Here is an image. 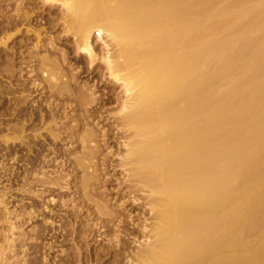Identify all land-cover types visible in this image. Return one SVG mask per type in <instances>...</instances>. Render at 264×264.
Listing matches in <instances>:
<instances>
[{"label": "bare ground", "instance_id": "bare-ground-1", "mask_svg": "<svg viewBox=\"0 0 264 264\" xmlns=\"http://www.w3.org/2000/svg\"><path fill=\"white\" fill-rule=\"evenodd\" d=\"M56 11L59 13L52 16ZM45 12L47 19L43 18ZM56 28L63 35L56 39L71 41L74 55L79 60L85 58L87 71L101 64L99 76L121 89L113 100L106 93L95 98V83L85 84L87 93L82 92L80 102L87 106L86 121L93 117L101 120L111 101L119 107L117 127L122 145L128 149L122 160L134 179L133 188L147 195L149 209L146 222L150 224L141 231L143 243L137 252L127 250L121 241V235L128 233L121 218L111 222L119 235L108 240L107 249H101L102 253L95 249L94 254L84 249L90 253L84 257L83 247H78V263H100L110 256L114 264H264V0H0V55L2 48L24 31L37 39L24 57L28 59L22 67L27 70L28 83L0 89V97L23 90L4 110L17 123L0 124V133H6L0 137V147L5 150L2 158L15 159L18 164L32 159L28 154L19 156L17 149L28 148L31 153L30 135L41 139L42 135H37L40 127L46 125L53 142L73 139L80 129L62 122L72 117L65 111L72 112V102L77 101L71 99L73 92L66 101L56 95L70 85L73 76L64 73L69 72L68 52L56 48L51 37ZM96 33L97 42L104 43L99 55L94 51ZM44 38H49V43ZM28 40L33 39L29 36ZM42 52L55 59L44 56L38 67L31 66ZM2 55L1 63L6 54ZM12 72L11 78L15 76ZM37 93L43 96L39 98ZM5 105L6 101L0 102L1 108ZM29 108L32 111H27ZM89 133L88 147L93 143ZM58 153L51 148L49 155L42 156L44 164H57ZM81 165L86 172L95 169L88 163ZM37 168L25 171L26 184L18 192L44 198L42 188L40 193L31 192L33 186L28 182L32 178L50 189V194L73 188L66 179L60 183L61 176L48 177L44 171L48 166ZM16 171L12 170L11 177L18 179L20 171ZM53 197L51 205L56 203ZM2 199L0 196V204L7 211ZM71 204L77 209L75 197ZM34 208L24 211L26 215L13 211L7 239V252L13 254L19 247L27 262H32L27 257L30 247L20 244L22 234L17 233L20 223L39 217L40 209ZM48 212L61 218L54 210ZM80 212L72 216L73 227L83 215ZM49 219V226H44L46 236L55 230L56 222ZM67 220L58 225L60 233L68 234ZM107 224L94 225L98 232L102 230L99 237L112 226ZM62 235L51 236L54 238L44 244L46 250L56 253ZM72 260L67 262L73 264Z\"/></svg>", "mask_w": 264, "mask_h": 264}, {"label": "rangeland", "instance_id": "rangeland-1", "mask_svg": "<svg viewBox=\"0 0 264 264\" xmlns=\"http://www.w3.org/2000/svg\"><path fill=\"white\" fill-rule=\"evenodd\" d=\"M58 13L59 11H56L52 13V16L55 17ZM43 18L45 19L48 18V15L46 12ZM24 33L15 35L14 38H16V40H14L13 42L9 41L8 45L4 47L5 49L2 48V50H4L3 52L6 55L3 52H2L3 55L1 54L2 56L4 55L5 56L2 59V63L0 62V89L2 87L9 89L14 84L21 85L23 83L24 84L28 83L27 82L28 75H26L27 70L22 68V67H26L25 62L28 61V59L26 58L27 59L26 60L24 57L26 55H29L28 50L33 48V44H36L37 39H35V37H33L32 34L28 35ZM29 36H31L33 40H28ZM61 36L63 35L61 34L60 28H56V30L53 31L51 34V37L55 38L54 45H56V48H58L59 50H65L69 54V63H70L69 66L70 67L69 66L66 67L68 68L69 72L67 71L65 72L62 71V72L67 73V75L69 76L72 74L73 76H70L71 82H70V85L68 83V86H67V88L69 87V89H67L66 86H65V89H62V90L61 88H58V89L56 88V90H59V89L61 90L60 95L59 93L56 94L57 91L55 89L53 91H55V94L58 95L57 97H59L61 100H64V101L68 100L69 97H71L70 92H73L71 94L72 95L71 99H76L78 104L75 102H72L73 104L72 107L74 108V110L72 112L70 111V109H67L65 111L66 113H69V115L72 117H70L69 120L67 119L63 120L62 122H64L65 125H67L66 127H71L72 125V126H78L80 127V129H78V131L74 134L73 139L64 137L62 141L53 142L51 138H48V135H47L48 130L45 129L46 125L40 127L41 129L39 130L40 133L37 131L38 132L37 135L41 134L42 135L41 136L42 138L40 137L41 139L35 140L30 135L31 139L33 140L31 142V147H32L31 153H29L30 151L28 152V148L17 149L19 151V156H22L25 154H28L29 156H31L32 159L29 162H22L23 161L22 160V161H19V164H18L15 161V159L12 160V158L9 159L6 157L2 158L5 154V150H3V148L0 147V153H1L0 154V163H1L0 164V177H1L0 196H3V199H5L4 203L8 205L7 206L8 210L6 211V209H3L4 208L3 205L0 204V264H4L7 260H9L10 262L19 260L20 264H27V263L28 264L29 263L30 264H52L53 261L55 262L59 261V264H69L67 261L70 260L69 262H71L72 260L71 257L72 258L74 257L75 259V260L74 259L72 260L73 264H81V262L78 263L77 261L78 253H79L77 248L83 247L82 248L83 250L84 249L85 250L88 249V251L92 250V254H94L95 249L96 250L98 249L100 253L105 251L107 249L106 248L107 244H109L108 240H114L115 237L119 235L117 234L118 230L116 226L113 225L111 222L116 221V220H121V218L125 222V227L127 228L125 230L128 231V233H126V235L124 233V235L122 234L121 237L120 236L119 237L121 238V241L123 240L122 242L124 243V245L126 243L125 248L127 247V250L135 253L140 249L139 248L140 243H143V239H141L142 237L141 231L143 230V227L145 225L150 224V222H146L147 219L149 218L148 217L149 209L146 206V201L144 197H146L147 195L142 194L140 192H136V189L133 188L135 186V183H133L134 179L131 176L129 177L130 173L129 171L128 172L126 171L128 170V168L124 166L123 160L125 159L124 158L126 155L125 152H127L128 149L123 147L122 140H121L122 133L118 131V127H117L116 120L120 116V115L118 116L119 107L117 106L116 103H114V101H111L110 104H108L107 107L103 109L104 110L102 111L103 117L101 120H99L98 118L94 120L95 118L93 117L94 119L91 118L90 120L86 121L84 118L85 116L84 114H86L85 109L87 108V106L81 104L80 102L82 100L81 97L83 98V94L87 93V90H86L87 88L84 87L85 84L92 86L95 83V85L97 86L95 93H98L95 98H99L104 93L105 96L109 95L111 99L113 100L116 98V94L119 93L121 89L112 87V85H110L107 78L102 79L101 76H99L100 72L103 71L102 68L100 67L101 64L96 63L95 65H98L97 67L94 65V67L90 71H87L85 69V67H87L85 58L79 60L74 55V53L72 52L73 50H72L71 41H66L64 39H61V40L56 39V37H61ZM68 36L71 39L72 36L71 35H68ZM44 40L46 41V43H49L50 41L49 38H47V40L46 38H44ZM103 45H104L103 42L101 41L97 42V33H96L94 37V49H95L94 51L98 55L101 49H103L104 47ZM15 51L20 54H17L15 56L14 54ZM44 56L49 57V54L47 52H42L41 54L37 55L36 60L34 59V61H31V63L29 64H31V66L33 67H38L37 65L41 64V60L45 58ZM50 57H49V60H50ZM51 59L53 60L55 58L51 57ZM64 69L65 68H63L62 70ZM9 71H15V72H12V74H14L15 76L11 78L9 75ZM72 77L73 78L77 77V79L75 78L76 82L75 80L72 82ZM40 83L43 87H46V85L48 86V84L45 82H40ZM47 90H49L48 87L46 88L44 92H48ZM66 90H71V91H68L67 93ZM18 91H20V93H17L18 95L9 94V96L2 95V97H0L1 98L0 102L6 101V105L3 108L0 107V124L14 125L17 123V121L14 122L12 120L13 117L10 114H5L4 110H6L5 108L9 104L8 103L9 100H12L14 96H19L23 92L22 88H19ZM62 91L64 93H61ZM37 95L39 94L37 93ZM42 96L43 94L42 95L40 94L39 98ZM68 103H70V101ZM27 111H32V109L29 108ZM43 111L47 112V108H44ZM84 123L87 125H85ZM37 132H35V134ZM89 132L93 134V138H92L93 143L90 145V147H88L89 139L87 138L88 135L90 134ZM4 134L0 133V137L4 136ZM12 136L14 135H8V138L9 137L12 138ZM104 136L106 137L105 139H104ZM51 148L53 149L55 148L59 152L56 156L57 158L55 157L57 159V164L53 165L52 163H48L47 165H45L43 162L42 156L44 157V155L46 156L49 155V151ZM50 157H52L51 154H50ZM46 161L48 162L49 159H47ZM83 162L84 164L88 163V165L95 168L93 169L94 171L93 170H90V172L84 171L81 165ZM43 165L44 167L48 166V168L44 169L45 172H48L50 174L48 177L55 176V178L57 179L61 176L62 178L60 177L59 179L60 183L64 181L63 179H66L69 183H71V187H73L71 191L66 192L64 190L57 189V191H55L54 194H50V192L48 191L50 189L45 188V186H40L42 183H39V182H37L39 184L38 186L36 182L32 181L33 180L32 178L31 179L32 182L31 181L28 182V183H32L31 185H29L30 187L33 186L31 188V192L36 193L37 191L38 193H40L45 190L44 195H43L45 200L43 197H40V196H39L40 197L39 199V197L35 196L34 194L33 195L30 194L29 197L26 195L28 197L27 198L25 195L18 192L17 189H19L23 184H26V182L24 181L26 178L25 171L27 169H31V172H32L33 170H35L34 169L35 167L39 168L40 166L43 167ZM11 169L17 170L16 172L20 171L18 172L19 173L18 179L11 177L12 176ZM52 171H58L59 174L57 173V174L52 175L51 174ZM34 183L37 185H35ZM17 184H19V186ZM51 196L52 197L54 196L53 198H55V202H56V203H53L52 205L51 203H49ZM74 197H75L76 204H77L76 206L77 209L75 210H73L71 206L72 205L71 198H74ZM61 200L62 202H60ZM31 206L32 208L35 206L36 208L34 209H40L41 212L39 214V217L34 219L35 221L33 220L31 222H27L23 224L20 223L22 231L20 230L21 232L19 231L18 233L17 232L16 233L19 235L22 234V236H20L21 239L19 238V235L17 234L15 237V238L20 239L21 242L23 240V242L20 244H27L30 247V251L28 252L30 254L27 257L30 256L28 260L31 258L30 260L32 262H27L25 259H23L24 255L22 254L21 249L19 247L16 248L13 254H10V252H7L8 250L6 247H7V239L10 237V233H11V230H10V224L12 221L11 219L14 216L15 210H17L16 212L19 214L20 212L24 213V211H26L27 213V211L29 212L32 211ZM45 207L47 210L44 209ZM78 209H80V211L82 210L83 215L79 217L80 221L77 218L78 220L77 225L73 227V222L75 221L73 220V217L75 218V216L73 215H76V214L80 215L81 213ZM49 210H54L53 213H55L56 215H59L61 218L64 217L63 219L65 220L68 219L66 221L67 223H69L68 224L69 228L67 227L68 234H66L65 231L63 233H60L61 230L57 229L58 225L65 223V220H61L62 222H60L61 218H56L55 215L48 212ZM68 214L71 217L73 216L72 219ZM89 214L92 216H90ZM107 214L108 216H106ZM23 215H26V214L24 213ZM50 215L53 216L52 219ZM66 216L68 217L66 218ZM49 218L51 220L54 219V221L56 222L54 225L55 230L50 231L49 235L46 236L47 234L44 231V226L46 225L49 226V223H48ZM12 222H14V219ZM102 222H105L106 224L108 223L107 225H112L110 226L112 228L107 227L106 228L107 233L104 235L102 234V236L99 237V235L102 233V230L99 231L100 232L99 234V232L97 231L98 228H95L94 225L98 223L100 224ZM94 228H95V231H97L96 233L94 230H92ZM73 230L75 233L73 232ZM62 234L63 235L66 234L67 236L65 235L63 236ZM53 235L54 237L59 236V235L63 236V237H60L59 242L56 243L58 244L57 246L58 251L56 253H54L53 251H51L52 252L51 253L47 251L46 248L44 247V244H46L49 240H51V238H54V237H51ZM41 236L42 237L45 236V238H42ZM81 238L82 239L84 238L83 239L84 244L82 243L83 240L81 241ZM85 238H87V240ZM85 240L87 244L85 243ZM54 241L55 239H53V242ZM18 245H19V242H18ZM88 245L90 248H88ZM89 252L87 253L90 254ZM87 253L86 252L84 253V257H86L85 254ZM44 256H47L46 257L48 260L47 263L44 260ZM92 263L93 264H114V259L108 256L104 261L100 263L97 260H92ZM120 264H124V262Z\"/></svg>", "mask_w": 264, "mask_h": 264}]
</instances>
